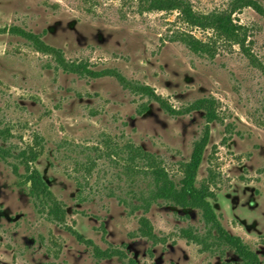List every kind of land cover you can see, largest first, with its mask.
<instances>
[{"label":"rangeland","instance_id":"374dc122","mask_svg":"<svg viewBox=\"0 0 264 264\" xmlns=\"http://www.w3.org/2000/svg\"><path fill=\"white\" fill-rule=\"evenodd\" d=\"M191 1L204 13L232 2ZM141 8L140 0H0V147L10 151L0 153V264H238L232 248L209 236L199 209L165 200L145 209L141 198L152 179L133 169L122 151L130 143L156 155L179 182L206 126L203 111H185L203 97L218 100L222 121L210 124L198 181L214 171L216 214L264 264V71L238 44L188 26L178 11ZM234 18L248 27L264 64V15L245 7ZM13 26L39 34L67 60L153 87L177 112L115 75L65 71L13 34ZM181 32L213 42L215 55L192 51L176 39ZM143 105L148 109L141 112ZM35 136L44 146L36 166L66 209L65 224L49 219L30 194L23 165L15 170L16 155ZM143 215L157 241L139 232ZM95 246L111 255H98Z\"/></svg>","mask_w":264,"mask_h":264},{"label":"trees","instance_id":"16d2710c","mask_svg":"<svg viewBox=\"0 0 264 264\" xmlns=\"http://www.w3.org/2000/svg\"><path fill=\"white\" fill-rule=\"evenodd\" d=\"M140 2L142 5L141 11H178L180 18L188 26L200 28L202 30H213L218 39H225L238 44L252 65L264 71V64L257 55L254 54L250 41H248V27L236 22L234 18V14L245 7H251L259 14L264 15V7L259 1L232 0L228 9L208 13L195 10L191 0H140ZM10 31L13 34L20 35L29 40L36 50L52 55L57 64L67 72L75 73L83 77H97L104 74L115 75L125 87L131 89L133 92L157 101L169 113L174 114L177 112L149 85L128 80L121 73L114 72L110 69L96 71L90 68L88 62L67 60L61 49L47 44L39 34L32 31H27L18 26H13ZM176 39L182 41L196 53H207L211 56L215 55L213 42H204L188 32H181L176 36ZM218 104L219 102L215 97H203L194 101L186 108L185 112L193 110L203 111L206 119V126L201 137L194 143L189 161L184 162L181 166L183 176L179 182H176L170 176L169 172L156 155L130 143L125 144L122 151L124 155H126L125 159L131 163L133 169L149 175L152 179V186L147 196L143 195L141 198V205L144 206L145 209H147L152 202L158 200H165L183 208L199 209L209 228V236L214 238V242L217 245H226L232 248L240 258L238 264H260L258 254L241 236L229 233L214 210L212 201L217 200V194L212 189L215 178L214 171L210 168L208 178L202 182L198 181V171L210 141V124L214 121H222ZM147 109L148 106L143 105L141 112ZM42 140V137L35 136L34 143L28 144L16 155L19 164L15 165V170L18 172L19 165H23L24 173L21 174V176L24 178V183L29 184L30 194L43 202V208L46 210L49 219L58 224H65L66 209L61 201L54 196L48 182L43 177L40 169L36 166V162L44 149ZM114 152H117V150L114 149ZM0 153L5 156L10 153V151L0 147ZM69 229L76 234L80 240L93 244L91 240H86L76 230ZM138 230L141 235L157 241L158 237L147 216L143 215L139 218ZM183 233L192 240L196 239L194 234L186 229H183ZM198 241H200L199 236ZM95 251L100 256L111 255L110 252L102 250L98 246H95Z\"/></svg>","mask_w":264,"mask_h":264}]
</instances>
